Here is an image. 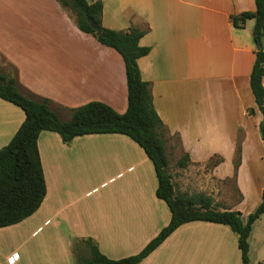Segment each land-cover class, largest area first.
I'll list each match as a JSON object with an SVG mask.
<instances>
[{"label":"crops","instance_id":"0c3cea01","mask_svg":"<svg viewBox=\"0 0 264 264\" xmlns=\"http://www.w3.org/2000/svg\"><path fill=\"white\" fill-rule=\"evenodd\" d=\"M101 1L102 26L149 27L139 39L149 52L137 63L163 123L175 192L208 195L217 209L240 211L245 222L261 201L264 140L249 83L254 20L236 27L231 16L254 11V0ZM0 73L15 77L23 93L49 99L62 120L89 101L118 113L127 107L121 55L79 30L58 0H0ZM24 117L0 98V148ZM37 144L46 195L32 215L0 227V264H46L27 245L41 224L52 223L49 238L66 236L72 258V239L92 237L112 259L139 252L168 224L171 214L156 196L153 164L128 136L85 134L65 144L56 132L42 131ZM185 153L187 165L177 166ZM212 156L222 160L207 169ZM232 177L238 199L223 205L222 182ZM254 177L259 190L249 201ZM262 220L264 213L249 236L250 264H264V229L257 227ZM240 263L237 236L228 226L195 220L178 226L138 264Z\"/></svg>","mask_w":264,"mask_h":264},{"label":"trees","instance_id":"16d2710c","mask_svg":"<svg viewBox=\"0 0 264 264\" xmlns=\"http://www.w3.org/2000/svg\"><path fill=\"white\" fill-rule=\"evenodd\" d=\"M58 2L70 12L79 30L91 34L99 43L121 55L126 75L127 107L125 112L118 113L103 102L89 101L71 109L70 118L62 120L50 107L49 99L23 93L15 77L0 73V98L18 106L25 115L8 143L0 148V227L16 224L32 215L46 195L37 144L40 132H56L65 144L85 134H124L142 147L151 160L157 178L155 193L167 204L170 220L139 252L118 259L104 255L92 237H75L71 241L74 264H138L178 226L195 220L228 226L237 236L240 264H250L248 240L254 222L264 213V187L260 204L249 213L245 222L240 211L217 209L208 195L175 192L165 151L163 123L154 108L150 84L141 78L137 63L139 57L149 52V47L139 45V39L149 27L113 30L102 26L101 0ZM254 2V11L232 15L231 20L236 27H242L248 19L254 20L252 38L256 51L249 83L262 115L259 132L264 140V0ZM88 18L101 27L99 33L89 24ZM253 112V108L248 109L249 114ZM221 160L219 156H212L208 165L214 166ZM239 161L237 155L235 166ZM187 162L188 154L185 153L176 164L185 167Z\"/></svg>","mask_w":264,"mask_h":264},{"label":"rangeland","instance_id":"374dc122","mask_svg":"<svg viewBox=\"0 0 264 264\" xmlns=\"http://www.w3.org/2000/svg\"><path fill=\"white\" fill-rule=\"evenodd\" d=\"M252 29L253 27H251V32H252ZM206 168L209 169L210 166L207 165ZM255 181H256V178L254 177V184L252 186V193L249 196L250 197L249 201L254 199L256 194H258L259 189ZM237 199H238V192L235 187L234 177L227 179V180H223L222 189L219 195L220 203L225 205L226 203L228 204L231 201L237 200ZM51 227H52V223L47 224V225L41 224V228L35 234L29 237L27 241V245L33 246L34 251H37L40 254V256H44L46 259V264H66V262L64 261L65 259L66 261H68V263L74 264L71 254L68 253V250H70V246L68 245V243H66L67 242V240L65 239L66 236L64 238H61L59 236L55 238L47 237V232L49 231V229H51ZM257 227L259 230H263L264 220L259 222ZM79 228H82V227H79ZM84 228L86 229L87 227H84ZM64 229L65 230L62 233L63 236L67 233L65 227ZM14 251L18 252V258L21 259L22 258L21 251L16 248L14 249ZM63 251H65V258L63 256Z\"/></svg>","mask_w":264,"mask_h":264},{"label":"water","instance_id":"95a60500","mask_svg":"<svg viewBox=\"0 0 264 264\" xmlns=\"http://www.w3.org/2000/svg\"><path fill=\"white\" fill-rule=\"evenodd\" d=\"M89 24L96 30L97 33L101 31V27L98 26L94 21H92L90 18H88Z\"/></svg>","mask_w":264,"mask_h":264}]
</instances>
